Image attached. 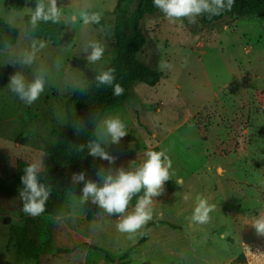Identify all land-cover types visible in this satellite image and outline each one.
I'll use <instances>...</instances> for the list:
<instances>
[{
	"label": "rangeland",
	"instance_id": "rangeland-1",
	"mask_svg": "<svg viewBox=\"0 0 264 264\" xmlns=\"http://www.w3.org/2000/svg\"><path fill=\"white\" fill-rule=\"evenodd\" d=\"M117 1L45 0L48 11L64 23L61 43L53 46L47 39L25 33L23 18L30 12V0H24L20 11L10 9L7 0H0L1 18L17 32L14 44L0 49V176L7 178L15 172L19 159L37 163L43 170L44 145L56 143L66 123L64 102L116 55L112 11ZM137 1L130 2L131 17ZM140 27L146 44L138 59L158 71L161 78L155 86L134 82L128 102L107 111L97 133L113 160L90 155L78 174L84 173L85 181L100 183L97 172L101 168L113 173L121 167L127 169L130 163L142 162L145 152L158 148L171 161L169 180L152 200V219L135 233L117 231L119 217L97 214L89 222L92 201L82 199L84 182H73L62 212L56 217H37L32 228L40 245L41 263L229 264L243 254L244 264H264V234L258 235L252 226L260 217L254 212L261 209L249 206L256 201L262 205L264 198L263 191H258L264 182V155H258L261 150L264 153V142L260 150V145L245 138L250 122L239 117V112L235 114L237 104L225 103L229 96L235 101L237 91H242L251 102L238 105L250 109L253 122L259 121L255 116L261 117L264 19L235 21L231 17L202 26L198 16L170 20L159 10L145 16ZM93 43L104 51L100 60L89 62ZM28 55L31 63H23ZM17 73L26 82L37 77L44 80L43 91L30 105L8 86L10 77ZM113 117L126 126L127 135L118 143L111 141L104 126V121ZM227 132L238 138L227 143ZM229 157L231 168L246 165L244 175L239 176L237 171L227 175L224 165L227 162L230 166ZM244 181L250 184L248 196ZM198 197L210 206L206 223L192 218ZM1 198L0 264H33L18 260L15 250L7 247L10 226L21 223L17 216L20 198ZM240 209L248 224L239 223L240 217L235 216ZM153 221L175 228L166 224L147 226ZM146 231L147 240L140 242Z\"/></svg>",
	"mask_w": 264,
	"mask_h": 264
},
{
	"label": "trees",
	"instance_id": "trees-1",
	"mask_svg": "<svg viewBox=\"0 0 264 264\" xmlns=\"http://www.w3.org/2000/svg\"><path fill=\"white\" fill-rule=\"evenodd\" d=\"M8 7L20 11L24 7V0H7ZM131 0H118L112 11V33L116 55L102 71L94 77L84 88H78L64 102L66 123L58 141L44 145L46 156L45 166L38 173V179L50 188V195L45 204V210L38 216H30L22 211V200L19 191L22 188L20 177L23 169L29 163L23 160L16 161V170L7 178L0 176V195H11L20 198L17 205L19 225H11L7 247L15 250L18 260H30L33 264L41 263L40 245L32 234V228L36 225L37 217H56L62 212L63 204L73 184V176L79 173L82 163L90 156L88 143L95 140L100 143L105 152L107 147L100 141L97 129L103 122L107 111L124 105L131 96V87L134 82H141L147 86H155L161 74L153 68L143 64L138 59V54L146 44V37L140 24L145 16L156 14L159 9L153 4V0H138L134 16L129 15ZM226 2V0H225ZM30 12L23 18L25 33L35 39H47L53 46L61 43V35L64 28L63 21L48 11L45 0H30ZM199 23L212 25L217 22H225L227 18L234 20L262 18L264 19V0H232L230 7H225L218 14L202 13L197 15ZM47 17V18H45ZM16 30L5 22L0 16V49L5 45H12L16 41ZM114 69L115 81L123 92L115 95L112 87L100 85L97 77L105 70ZM264 131V103L261 109ZM159 151L158 148H153ZM138 195H142V192ZM135 204V197L130 201L129 210ZM100 214L110 218H118L120 214L108 215L98 205L92 203L87 220L91 222ZM166 224L169 228H175L171 224L153 221L147 226ZM145 232L140 242L147 240ZM243 254H239L229 264H244Z\"/></svg>",
	"mask_w": 264,
	"mask_h": 264
},
{
	"label": "clouds",
	"instance_id": "clouds-1",
	"mask_svg": "<svg viewBox=\"0 0 264 264\" xmlns=\"http://www.w3.org/2000/svg\"><path fill=\"white\" fill-rule=\"evenodd\" d=\"M232 0H153V4L166 18L173 20L181 17L189 19L202 13L218 14L225 7H230ZM47 18V17H45ZM91 52L87 56L89 62H96L103 55V47L97 43L91 44ZM32 57L25 56L23 63H31ZM114 69L109 68L102 72L97 80L100 85L112 87L115 95L123 92L118 83H114ZM9 88L17 94L25 104H32L43 91L44 80L37 77L31 82H26L24 77L17 73L10 77ZM105 131L113 143H118L127 135L124 122L118 117L104 121ZM89 154L111 162V157L100 143L91 140L88 143ZM171 161L161 151L150 150L144 153L142 162L131 164L127 169L121 167L105 172L101 168L97 172L100 183L85 181L84 173L73 176L74 182L83 181L82 199H91L92 203L102 208L108 215L120 214L117 231L121 233H135L149 220L152 219L150 205L154 197H158L163 185L169 180V168ZM40 171L37 163H31L24 167L20 177L22 188L19 196L22 200V211L30 216H38L45 210V204L50 195V188L38 179ZM142 192V195H138ZM135 197V204L130 212L124 214L130 201ZM193 212V219L199 223H206L209 219L210 206L202 198ZM252 226L258 234H264V216L254 219Z\"/></svg>",
	"mask_w": 264,
	"mask_h": 264
},
{
	"label": "crops",
	"instance_id": "crops-1",
	"mask_svg": "<svg viewBox=\"0 0 264 264\" xmlns=\"http://www.w3.org/2000/svg\"><path fill=\"white\" fill-rule=\"evenodd\" d=\"M235 21H237V20H235ZM228 24H229V22H227L226 24H224L223 26H224V28L225 29H228ZM197 46L199 45V46H201L202 44L201 43H197L196 44ZM245 93H242V91H237V93H236V97H237V99L235 100V101H233L232 100V98H231V96H229V98H227L226 99V102L225 103H227V102H230V104L231 105H233V103H235V104H237L236 106H238L239 108H238V111L237 110H235V114L237 115V112H239V117H243L244 119H245V121H246V123L248 122H250V124H251V129L249 130V131H246L245 132V138H251L252 139V142L254 141L255 142V144H258V145H260L259 146V149L261 150V149H263V147L261 146L262 145V142H264V131H263V119H262V116L261 117H258V115L257 116H255V118L257 117L258 119H259V121H257L256 122V119L254 120V122H255V124H254V122H253V116L251 117V112H250V109L248 108L247 109V107H245L244 108V105L243 106H239L238 104L240 103H245V104H249V102H251V100H248L247 99V96H246V94L244 95ZM241 97H243L245 100H243V102L241 101ZM255 112H257L256 114H258V111L255 109L254 110ZM242 112H244V114L242 113ZM253 112V111H252ZM235 114H234V117L233 118H235ZM260 115H261V113H260ZM259 125H258V124ZM252 126H255L254 128H252ZM233 127H235V126H233ZM248 136V137H247ZM224 141H227V143H231V142H234L235 141V139H237L238 137H237V135H235L234 136V133L232 132L231 134L230 133H228L227 132V134H225L224 135ZM234 138V139H233ZM239 138H240V135H239ZM247 140V139H246ZM244 155H246L245 156V158L244 159H247L246 157L248 156L246 153L244 154ZM259 157H261L262 158V156L261 155H264V153L262 152V150L259 152ZM229 159H230V166H228V164H226L227 162H225V165H224V168L226 167V169H225V172L227 173V175L230 173V172H233V171H237L236 172V174L238 173L239 174V176H241V175H244V171H243V166H245L246 167V165H241L240 166V168H238V167H235L234 165L232 166L233 168H231V157H229ZM240 160H243V159H240ZM228 161V160H227ZM228 166V167H227ZM262 167V166H261ZM263 170H264V168L262 167V170H261V173H262V175H263ZM248 174H246V176H247ZM244 186L247 188L246 189V196H248V193H249V189L250 188H248L249 186H250V184L248 185L247 184V182L246 181H244ZM243 185H241V186H239V188H240V190H242V188L244 187ZM259 192H262L263 191V193H264V182H263V185H262V187L258 190ZM2 195H0V203L2 202ZM262 198V200H263V202H262V205H259L258 203V201H256V202H254L253 204H251V205H249V206H255V207H258V208H260L261 210H259V211H261V212H258L257 210L254 212V216H264V198L263 197H261ZM255 199H258V198H255ZM249 206H246L245 208V210L247 211L248 210V208H249ZM242 209H240V210H238V211H236L235 213H237V214H235V216H237V217H240V220H239V223H247L248 224V220H246V221H244L245 219H248L247 217H243V214H242V211H241ZM246 213V216H248L249 217V212H245ZM1 216H4V214L3 215H1ZM238 220H236V221H234V222H237ZM233 221L231 220L230 221V223H233ZM259 235V234H258ZM261 236L263 235V234H260ZM264 246H262V248H263Z\"/></svg>",
	"mask_w": 264,
	"mask_h": 264
}]
</instances>
